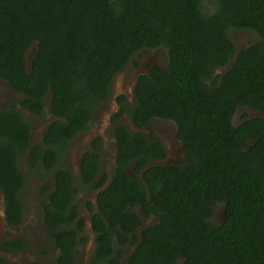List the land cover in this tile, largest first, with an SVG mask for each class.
Masks as SVG:
<instances>
[{
	"label": "trees",
	"instance_id": "obj_1",
	"mask_svg": "<svg viewBox=\"0 0 264 264\" xmlns=\"http://www.w3.org/2000/svg\"><path fill=\"white\" fill-rule=\"evenodd\" d=\"M242 32L256 39L239 48L234 35ZM32 43L38 53L28 73L24 55ZM157 48L167 52V64L139 78L135 120L142 126L153 115L176 119L185 162L144 173L152 194L145 203L160 215L158 240L146 241L164 247L168 264L178 257L182 264H264V0H0V77L24 92L25 105L39 114L51 93L50 106L71 118V133L107 97L119 70L138 52ZM229 60L222 80L212 77ZM239 106L262 116L235 127ZM21 128L11 139L27 145L29 129ZM15 143L0 147V162H15ZM145 143L119 144V172L102 194L118 199L134 189L137 201L145 199L144 183L123 169L129 157H137L136 171L146 162L140 156ZM156 145L155 155L164 156ZM3 183L17 205L12 195L23 181L9 175ZM218 202L226 203L222 225L206 219Z\"/></svg>",
	"mask_w": 264,
	"mask_h": 264
},
{
	"label": "flooded vegetation",
	"instance_id": "obj_2",
	"mask_svg": "<svg viewBox=\"0 0 264 264\" xmlns=\"http://www.w3.org/2000/svg\"><path fill=\"white\" fill-rule=\"evenodd\" d=\"M238 34L234 38L239 48L249 46L256 39L251 33L242 32V39L238 41ZM37 48L32 43L25 52L28 73L32 69L28 56ZM166 57L167 52L162 48L138 52L135 60L114 75L107 97L94 104L91 116L77 133H71V118L56 114L55 107L50 106L51 93L45 95L39 114L25 105L24 92L0 77L3 114L0 115L3 119H0V147L15 143L11 136L24 133L19 130L20 126L29 129L27 145H13L15 162H0V186L5 185L3 182L9 175L16 176L24 185L19 193L12 195L17 205L9 202L0 187V259L12 264H168L164 247L160 248L157 241L156 244L146 241L158 240L155 232L160 230L157 225L160 215L145 203L152 201V194L144 173L151 167L183 164L184 141L174 118L153 115L142 126L135 120L138 80L144 75L150 76V69L165 68ZM229 69L230 60L215 68L212 77L218 75L220 81ZM117 78L119 82L114 86ZM210 81L205 80L208 87ZM15 110L22 113L27 125L22 124ZM250 111L254 110L237 107L232 125L238 127L256 117ZM18 137L19 134L15 135ZM142 138L147 143L140 156L146 162L136 171L137 157H129L123 169L144 183L145 199H140L143 203L137 201L134 189L118 199L113 193L102 194L111 189L119 172V144L130 141L137 144ZM74 143L76 148L72 151ZM156 144L163 148L164 156L155 155ZM88 153L93 167L90 177L83 172V160ZM10 168L17 171L9 174ZM153 183L159 184V181ZM225 207V202L216 203L213 214L206 219L222 225ZM146 231L149 234L144 237ZM182 263L178 257L171 264Z\"/></svg>",
	"mask_w": 264,
	"mask_h": 264
},
{
	"label": "water",
	"instance_id": "obj_3",
	"mask_svg": "<svg viewBox=\"0 0 264 264\" xmlns=\"http://www.w3.org/2000/svg\"><path fill=\"white\" fill-rule=\"evenodd\" d=\"M37 47H38V45H37ZM37 53H38V49L36 50V52H33V55L30 54V55L28 56V65L31 66V64H32V63H31V62H32V58H33L34 54H35V56H36ZM35 56H34V57H35ZM230 64H231V61H230ZM249 114H250V115H253V116L262 115L261 112H258V111H255V110H254V111H250Z\"/></svg>",
	"mask_w": 264,
	"mask_h": 264
},
{
	"label": "rangeland",
	"instance_id": "obj_4",
	"mask_svg": "<svg viewBox=\"0 0 264 264\" xmlns=\"http://www.w3.org/2000/svg\"><path fill=\"white\" fill-rule=\"evenodd\" d=\"M242 35V33H240V34H238L237 35V40L239 41V39H242L240 36ZM119 82V80H118V78L115 80V82H114V86H116V83H118ZM102 114V112H100L99 113V115H101ZM75 148H76V144L74 143L72 146H71V150L73 151V150H75Z\"/></svg>",
	"mask_w": 264,
	"mask_h": 264
}]
</instances>
